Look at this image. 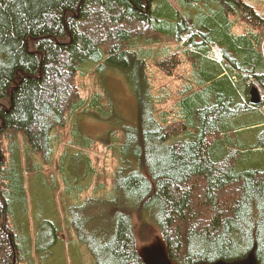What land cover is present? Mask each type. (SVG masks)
Returning a JSON list of instances; mask_svg holds the SVG:
<instances>
[{"label": "trees", "instance_id": "obj_1", "mask_svg": "<svg viewBox=\"0 0 264 264\" xmlns=\"http://www.w3.org/2000/svg\"><path fill=\"white\" fill-rule=\"evenodd\" d=\"M108 73L125 78L133 120L120 116ZM86 81L92 89L82 97ZM252 87L264 96V6L0 0V264H35L9 224L13 205L28 213L23 167L42 173L51 161L64 170L76 147L86 150L89 181L68 183L67 235L96 264H146L135 219L143 230L157 225L172 264L232 262L251 251L264 264L263 100L251 103ZM82 115L118 123L105 143L110 177L92 158L96 138L80 132ZM19 132L27 143L17 166L5 142ZM43 224L52 244L59 229Z\"/></svg>", "mask_w": 264, "mask_h": 264}, {"label": "rangeland", "instance_id": "obj_2", "mask_svg": "<svg viewBox=\"0 0 264 264\" xmlns=\"http://www.w3.org/2000/svg\"><path fill=\"white\" fill-rule=\"evenodd\" d=\"M258 12H261L264 6V0H244ZM237 32H240L237 30ZM185 39V38H184ZM211 56V55H210ZM111 69V68H108ZM112 72H118L111 69ZM100 79V76L96 74ZM120 74L108 73L105 75L106 81H111V93L114 102L117 105L118 112L125 121L134 119L136 107L135 98L124 82L125 78ZM236 80L235 77H233ZM101 82V81H100ZM169 86H176L177 82L167 80L164 82ZM82 87V82L80 83ZM103 85V84H102ZM105 86V85H103ZM92 86L87 84L81 90V96H87ZM261 95L263 104L260 107V113L264 115V96ZM241 122L246 121V117L241 116ZM120 120V119H119ZM78 124L80 132H85L95 139L91 155L93 160L97 157L96 164L98 170L110 177L114 168V157L106 149L105 143L109 139V129L118 125L117 122L110 123L106 119H97L91 116H79ZM121 122V120H120ZM20 137L7 139L5 154L8 163L14 162L19 166L22 160V148L27 141L23 139L22 132ZM248 136H252L247 131ZM68 137L66 138V140ZM65 140V141H66ZM85 153L86 150L76 147L71 151V156L65 159L64 170L57 169V164L53 162L42 161L44 169L42 173H35L28 167H23L24 181L28 197V213L25 214L21 205H13L9 214V224L15 231L18 242L24 246L34 257L35 264H96L90 250L78 239H70L67 235V210L71 203L70 195L67 194L66 188L70 181L76 182L81 187L89 181V175L86 173V160L79 153ZM23 162V161H22ZM9 166V165H8ZM62 193L60 194V192ZM88 195L87 192H81L79 198H73V204L82 201ZM43 221H52L59 229L55 241L51 244L49 225L43 224ZM136 239L141 255L144 258L157 252H164V244L159 228L155 223H150L143 230V226L138 219H135ZM60 225V226H59ZM69 225V224H68ZM60 228L62 230H60ZM39 233H42L39 239ZM48 235V236H47ZM232 264H258L254 252H249L245 257L230 262Z\"/></svg>", "mask_w": 264, "mask_h": 264}, {"label": "water", "instance_id": "obj_3", "mask_svg": "<svg viewBox=\"0 0 264 264\" xmlns=\"http://www.w3.org/2000/svg\"><path fill=\"white\" fill-rule=\"evenodd\" d=\"M250 101L252 104H255V105H259L262 103L261 95H260L257 87L251 88ZM144 259H145L146 264H172V262L170 261V259L168 258L167 254H166V251H164V252L160 251V252L154 253V254L150 255V257H147ZM215 264H232V263H230L229 261H225V262L220 261V262H217Z\"/></svg>", "mask_w": 264, "mask_h": 264}, {"label": "built area", "instance_id": "obj_4", "mask_svg": "<svg viewBox=\"0 0 264 264\" xmlns=\"http://www.w3.org/2000/svg\"><path fill=\"white\" fill-rule=\"evenodd\" d=\"M209 56L210 58L221 62L223 60V53L221 47H219L218 45H211V52Z\"/></svg>", "mask_w": 264, "mask_h": 264}]
</instances>
